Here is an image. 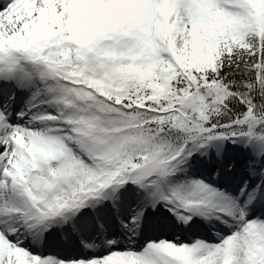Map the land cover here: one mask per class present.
I'll return each mask as SVG.
<instances>
[{"label": "snow or ice", "instance_id": "snow-or-ice-1", "mask_svg": "<svg viewBox=\"0 0 264 264\" xmlns=\"http://www.w3.org/2000/svg\"><path fill=\"white\" fill-rule=\"evenodd\" d=\"M0 264H264V0H0Z\"/></svg>", "mask_w": 264, "mask_h": 264}]
</instances>
